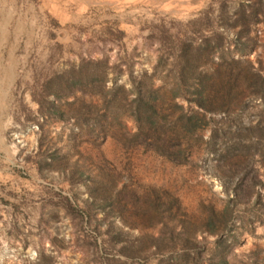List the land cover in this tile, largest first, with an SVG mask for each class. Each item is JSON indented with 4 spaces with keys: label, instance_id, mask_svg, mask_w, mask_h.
Segmentation results:
<instances>
[{
    "label": "rangeland",
    "instance_id": "1",
    "mask_svg": "<svg viewBox=\"0 0 264 264\" xmlns=\"http://www.w3.org/2000/svg\"><path fill=\"white\" fill-rule=\"evenodd\" d=\"M180 39L217 42L207 67L239 59L241 90L177 163L129 140L128 74L156 63L169 82ZM0 41V264H264V91L246 72L264 74V0H0Z\"/></svg>",
    "mask_w": 264,
    "mask_h": 264
},
{
    "label": "trees",
    "instance_id": "2",
    "mask_svg": "<svg viewBox=\"0 0 264 264\" xmlns=\"http://www.w3.org/2000/svg\"><path fill=\"white\" fill-rule=\"evenodd\" d=\"M243 29L246 31L244 26ZM214 33L218 39L222 37L220 31ZM216 45L215 41L212 45L205 43L198 47L191 46L182 39L178 40L171 60L169 82L163 80L154 85L156 63L149 71L139 74L141 80H134L128 74L132 93L128 115L135 125V129L129 133V140L133 144L142 145L143 149H150L177 163L185 161L191 153V145L199 141L212 144V131L206 139L200 133L207 125L205 112L226 111V106L236 104L235 97L241 90L239 84H234L237 71L230 65V62L238 63L239 59L225 61L222 54L218 53L217 61L207 67L205 58L211 59ZM234 50L240 54L243 48L235 47ZM158 59L160 61L157 57ZM246 72L251 82L259 87L256 95L261 97L264 91V74L255 68ZM177 98L186 104L177 102ZM259 135H262L261 130ZM254 181L261 183L259 178H254ZM229 200L231 197L227 198ZM227 201L218 211L211 210L207 216L206 232L215 235V228L212 226L214 216L225 219L230 214ZM170 202H177V197L170 196ZM186 239L193 241L191 237ZM224 263L225 260L221 257L214 264Z\"/></svg>",
    "mask_w": 264,
    "mask_h": 264
},
{
    "label": "crops",
    "instance_id": "3",
    "mask_svg": "<svg viewBox=\"0 0 264 264\" xmlns=\"http://www.w3.org/2000/svg\"><path fill=\"white\" fill-rule=\"evenodd\" d=\"M5 41V37L2 39ZM1 40V41H2ZM0 41V42H1ZM12 98L11 63L6 61L5 48H0V136L3 137L5 119L10 114ZM0 137V142H1Z\"/></svg>",
    "mask_w": 264,
    "mask_h": 264
}]
</instances>
